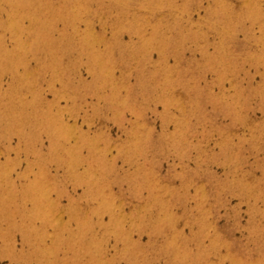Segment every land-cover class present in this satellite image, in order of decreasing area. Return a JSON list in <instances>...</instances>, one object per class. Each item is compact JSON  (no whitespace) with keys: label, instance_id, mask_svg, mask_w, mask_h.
I'll use <instances>...</instances> for the list:
<instances>
[{"label":"rangeland","instance_id":"obj_1","mask_svg":"<svg viewBox=\"0 0 264 264\" xmlns=\"http://www.w3.org/2000/svg\"><path fill=\"white\" fill-rule=\"evenodd\" d=\"M0 264H264V0H0Z\"/></svg>","mask_w":264,"mask_h":264}]
</instances>
